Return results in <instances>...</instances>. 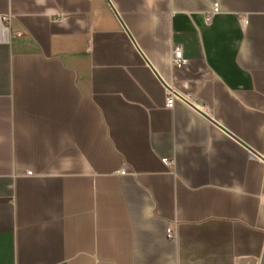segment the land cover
Here are the masks:
<instances>
[{
  "label": "crops",
  "instance_id": "obj_1",
  "mask_svg": "<svg viewBox=\"0 0 264 264\" xmlns=\"http://www.w3.org/2000/svg\"><path fill=\"white\" fill-rule=\"evenodd\" d=\"M263 252L264 0H0V264Z\"/></svg>",
  "mask_w": 264,
  "mask_h": 264
},
{
  "label": "built area",
  "instance_id": "obj_2",
  "mask_svg": "<svg viewBox=\"0 0 264 264\" xmlns=\"http://www.w3.org/2000/svg\"><path fill=\"white\" fill-rule=\"evenodd\" d=\"M219 12H220L219 4H216L215 8H214V12L212 14H209L207 19L210 20L214 14H217ZM242 20H243V22L247 23L248 22V17L247 16H243ZM7 21H10V19H7ZM171 62H172L173 68H176V69H182V68L186 67L189 64V60L184 56L183 49H182L181 46H176L173 49ZM191 98H192L191 94L180 95V94L174 92L173 90H167L166 108L172 109L174 107L175 102L177 100H179V101L186 102V103L192 105L196 109H199L192 102ZM200 111H202V110H200ZM125 173H126V170H122L121 171V174H125ZM27 175L32 176L33 172L29 171V172H27ZM167 238L170 241H173V242L177 241V233H176V230H175L174 227L170 226L167 229Z\"/></svg>",
  "mask_w": 264,
  "mask_h": 264
},
{
  "label": "water",
  "instance_id": "obj_3",
  "mask_svg": "<svg viewBox=\"0 0 264 264\" xmlns=\"http://www.w3.org/2000/svg\"><path fill=\"white\" fill-rule=\"evenodd\" d=\"M202 113H204V112H202ZM204 115H206L207 116V114H205L204 113ZM255 153V152H254ZM258 155V154H257ZM260 264H264V252H263V255H262V258H261V263Z\"/></svg>",
  "mask_w": 264,
  "mask_h": 264
}]
</instances>
